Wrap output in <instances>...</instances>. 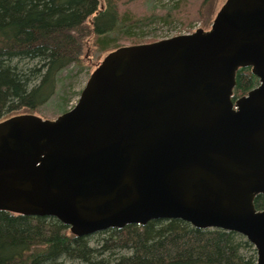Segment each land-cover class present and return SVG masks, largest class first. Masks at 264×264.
I'll return each instance as SVG.
<instances>
[{
	"label": "water",
	"instance_id": "1",
	"mask_svg": "<svg viewBox=\"0 0 264 264\" xmlns=\"http://www.w3.org/2000/svg\"><path fill=\"white\" fill-rule=\"evenodd\" d=\"M258 86L232 100L235 75ZM264 0L209 30L110 51L73 108L0 121V211L75 237L180 220L245 238L264 264Z\"/></svg>",
	"mask_w": 264,
	"mask_h": 264
},
{
	"label": "trees",
	"instance_id": "2",
	"mask_svg": "<svg viewBox=\"0 0 264 264\" xmlns=\"http://www.w3.org/2000/svg\"><path fill=\"white\" fill-rule=\"evenodd\" d=\"M118 1L0 0V121L45 106L55 95L60 73L81 63V53L90 42L100 52L116 49L125 40L140 44L133 29L155 20L168 25L190 7L208 28L215 6V0H175L170 8L150 7V15L138 18L120 12ZM257 85L250 68H239L231 99L246 95ZM253 205L262 210L264 196L257 195ZM255 261V250L243 236L193 228L180 220H153L143 227L127 225L75 237L55 218L0 211V264Z\"/></svg>",
	"mask_w": 264,
	"mask_h": 264
},
{
	"label": "rangeland",
	"instance_id": "3",
	"mask_svg": "<svg viewBox=\"0 0 264 264\" xmlns=\"http://www.w3.org/2000/svg\"><path fill=\"white\" fill-rule=\"evenodd\" d=\"M224 1L225 0H215L211 23ZM172 2L174 3L175 0H148V2L147 0H119L117 5L120 12H127L133 17L140 18L150 15V7L158 9L170 8ZM195 11L196 9L194 7H190L187 8L186 13H180V17H176L178 20L174 18L168 25L163 23V20H155L148 24L140 25L131 32L140 36L139 40H137L141 42L140 44H146L179 35L191 34L198 29H203L205 31L209 30L211 23L208 28L203 27V19L196 18L193 15ZM91 40L92 39H90V41ZM132 43L133 40H125L119 43V47L133 45ZM109 52L110 51L100 52L95 46L91 45L90 42L81 53V63L78 64V66L71 65L60 73L59 78L61 81L56 89L54 97L37 112L30 114L43 119L53 120L60 114L73 108L90 74Z\"/></svg>",
	"mask_w": 264,
	"mask_h": 264
},
{
	"label": "flooded vegetation",
	"instance_id": "4",
	"mask_svg": "<svg viewBox=\"0 0 264 264\" xmlns=\"http://www.w3.org/2000/svg\"><path fill=\"white\" fill-rule=\"evenodd\" d=\"M258 86V85H257ZM255 88V87H254Z\"/></svg>",
	"mask_w": 264,
	"mask_h": 264
}]
</instances>
